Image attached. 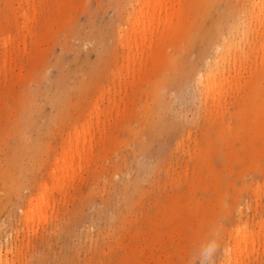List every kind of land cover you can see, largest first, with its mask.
I'll return each mask as SVG.
<instances>
[{
    "label": "rangeland",
    "instance_id": "374dc122",
    "mask_svg": "<svg viewBox=\"0 0 264 264\" xmlns=\"http://www.w3.org/2000/svg\"><path fill=\"white\" fill-rule=\"evenodd\" d=\"M3 238L1 264H264V0H0Z\"/></svg>",
    "mask_w": 264,
    "mask_h": 264
},
{
    "label": "bare ground",
    "instance_id": "6f19581e",
    "mask_svg": "<svg viewBox=\"0 0 264 264\" xmlns=\"http://www.w3.org/2000/svg\"><path fill=\"white\" fill-rule=\"evenodd\" d=\"M139 1L144 6L148 4V8L152 7V10H154V11H156V7L161 8L163 6V3H164V0H153L154 1L153 5H151L150 3L152 0H144V1L139 0ZM149 15L151 16L152 14H149ZM149 15H148V13H145V11H143V8L138 13H136L134 15L135 23L132 27H133V29L136 28V30L138 28H140V32L139 33L134 32L133 33L134 37H130L128 40V43L131 42L132 40H136L138 35L141 36V39H144L146 37L145 35H146L147 31L145 30V28L142 29V24H143V19L148 18ZM217 48H220V46H218ZM219 56L221 57L222 54L220 53ZM207 133H210V132H207ZM77 155L80 156V151L77 152ZM74 158H75V155L72 154L71 149H70L69 151H66L65 153H63L61 158L56 160V167H55L54 176L52 177V179L49 182H47L45 184V191H44L43 195L39 199H37V204L34 208L26 210V213H28V217L30 219L33 220L34 212H36L40 209L42 201L45 200L47 202L49 190L53 189L52 185L55 182H59V179L56 178V176H55L57 171L59 170L58 164H60V162H63V169L60 171V173H66L68 171L69 165L72 163ZM253 236H254L253 233H248L246 230H238V233L235 237V243H236L235 244V253H238V251H240V250H241V252L246 250L248 240L249 239L253 240ZM3 239L0 241V264L3 262V257L7 255L4 252H8V250H7L8 245H5L6 240L5 239L3 240Z\"/></svg>",
    "mask_w": 264,
    "mask_h": 264
}]
</instances>
